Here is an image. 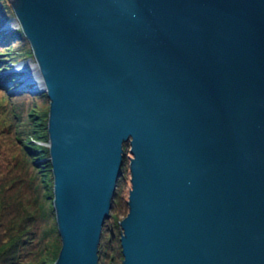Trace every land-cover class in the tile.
Instances as JSON below:
<instances>
[{"label":"water","instance_id":"obj_1","mask_svg":"<svg viewBox=\"0 0 264 264\" xmlns=\"http://www.w3.org/2000/svg\"><path fill=\"white\" fill-rule=\"evenodd\" d=\"M10 2L50 100L55 264H99L126 158L123 264H264V0Z\"/></svg>","mask_w":264,"mask_h":264},{"label":"trees","instance_id":"obj_2","mask_svg":"<svg viewBox=\"0 0 264 264\" xmlns=\"http://www.w3.org/2000/svg\"><path fill=\"white\" fill-rule=\"evenodd\" d=\"M15 12L10 0H0V27ZM32 57L22 29L0 31V262L2 264H55L62 241L53 205L54 177L48 122L47 93H10L18 87L10 64ZM4 73V74H3ZM3 82H14L13 86ZM128 160L113 200L108 234L102 237L100 264H123L119 217L129 212L123 196ZM110 227H114L113 238Z\"/></svg>","mask_w":264,"mask_h":264},{"label":"rangeland","instance_id":"obj_3","mask_svg":"<svg viewBox=\"0 0 264 264\" xmlns=\"http://www.w3.org/2000/svg\"><path fill=\"white\" fill-rule=\"evenodd\" d=\"M13 24H16V22L13 21ZM14 26H16V25H14ZM16 27H17V26H16ZM21 80H22V78H21ZM49 112H50V109H49ZM130 188H131V183H130L129 175H128V173H127V175H126V180H125V183H124V189H123V196H124V198H125L126 200H128V196H129V190H130ZM111 213H112V211H111ZM111 217H112V215H111ZM124 217H125V216H122V215H121V216L119 217V221H121ZM109 220H111V218H110ZM56 221H57V220H56ZM113 228H114V227H110V225H109V230H111V229H113ZM114 233H115V237H116L115 229H114ZM105 234H108V231H107L106 226H104L103 237H104ZM115 237H113V238H115ZM119 239H120V231H119ZM99 264H100V262H99Z\"/></svg>","mask_w":264,"mask_h":264}]
</instances>
